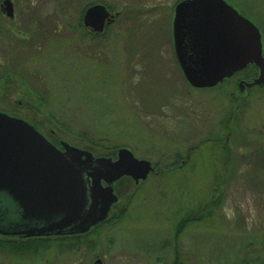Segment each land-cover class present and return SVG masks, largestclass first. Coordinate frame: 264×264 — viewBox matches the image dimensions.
I'll return each mask as SVG.
<instances>
[{"label": "rangeland", "instance_id": "rangeland-1", "mask_svg": "<svg viewBox=\"0 0 264 264\" xmlns=\"http://www.w3.org/2000/svg\"><path fill=\"white\" fill-rule=\"evenodd\" d=\"M43 1L45 19L62 26H34L32 48L19 53L14 99L24 106L0 110L15 109L7 115L55 146L62 140L112 159L126 148L153 163L145 180L118 189L114 209L126 218L109 231L112 256L127 264H264V83L239 90L252 68L191 87L171 41L177 0H82L119 11L98 39L76 25L79 11L58 7L78 0H27ZM228 1L254 21L264 48V0ZM9 262L0 254V264Z\"/></svg>", "mask_w": 264, "mask_h": 264}, {"label": "water", "instance_id": "water-1", "mask_svg": "<svg viewBox=\"0 0 264 264\" xmlns=\"http://www.w3.org/2000/svg\"><path fill=\"white\" fill-rule=\"evenodd\" d=\"M113 18L105 5L94 4L85 10L83 25L102 32ZM171 35L175 59L191 87H214L248 65L258 74L245 86L264 83L261 33L226 1H180L174 7ZM61 146L62 150L28 121L0 112V193L25 218L58 219L48 224L50 231L87 232L108 217L117 201L115 181L130 176L138 183L154 171L150 161L126 148L118 149L112 159L67 142Z\"/></svg>", "mask_w": 264, "mask_h": 264}, {"label": "flooded vegetation", "instance_id": "flooded-vegetation-1", "mask_svg": "<svg viewBox=\"0 0 264 264\" xmlns=\"http://www.w3.org/2000/svg\"><path fill=\"white\" fill-rule=\"evenodd\" d=\"M180 1L182 0H177L176 4ZM224 1L236 9L242 16L254 23L239 8L231 4L232 2L228 0ZM86 3L88 2H85V5L82 4V0L69 4L67 2H60L58 7L60 10L73 8L79 11L76 18V25L84 27L86 38L98 39L107 30L108 25L113 24L118 19L119 11L113 12L111 7L105 5L110 14H114V18L110 22H106L107 24L102 32H95L83 25V15L89 6L99 3ZM55 4L57 5V3ZM48 5L50 4L44 1L41 3H30L27 0H0V84L2 87H0V105L6 103L10 105L8 107H15L17 109L19 106H24L20 101L14 99L15 92L17 93V89L19 88V70H22L19 65L20 50L23 53H28L29 49L32 48L30 44L33 43L35 36L34 26H62L56 20L49 21L45 19L44 13ZM122 8L126 9V5L123 4ZM30 12L34 18L28 17ZM41 21L48 23L45 24ZM19 28H23V30ZM26 31L31 32L29 37L25 35L24 32ZM20 37L24 42H20ZM3 57L6 59L5 62ZM27 72L30 77H34L32 75L34 73L33 71L29 70ZM257 74L258 69L252 77L247 78V80H240L243 81L242 86H244L241 92L248 91L252 87L257 86H245V83L251 82ZM27 84L30 85L29 82ZM37 84L40 85V81L31 83V89H38ZM14 110H0V112L10 114ZM62 142V140H59L56 143V147L61 150ZM115 158L116 156L113 155V159ZM151 164L153 166V163ZM124 181H126V185L132 183L137 185L140 182L136 183L130 176H123L115 181L112 187L118 199L111 205L108 217L84 233L69 232L68 230L59 232L50 231L48 230L50 228L48 224L58 219H53L52 221H37L35 219L25 218L17 205L7 195L0 193V254L5 255L8 261L10 260L9 264H127L126 257L118 254L116 255L118 258L115 259L112 256L114 253L111 251H114V246H116L115 235L109 232L115 226L120 225L126 218V213H123L120 209H114L119 200L118 189L123 186ZM102 184L104 185V183ZM124 206L126 207V204ZM179 223L180 221L177 224L179 225ZM42 228H48V231H45L43 234L36 233V230ZM175 262L178 264V259Z\"/></svg>", "mask_w": 264, "mask_h": 264}, {"label": "trees", "instance_id": "trees-1", "mask_svg": "<svg viewBox=\"0 0 264 264\" xmlns=\"http://www.w3.org/2000/svg\"><path fill=\"white\" fill-rule=\"evenodd\" d=\"M81 26V25H80ZM82 27V26H81ZM249 67H251L252 68V70L256 73V70H257V68L254 66V65H248ZM247 66V67H248ZM254 73V74H255ZM189 220V219H188ZM187 219H185V220H183L184 222L183 223H181L180 222V224L177 226V230H176V236H179V233L181 234L182 233V230H183V227L186 225V223H187V221H188Z\"/></svg>", "mask_w": 264, "mask_h": 264}]
</instances>
